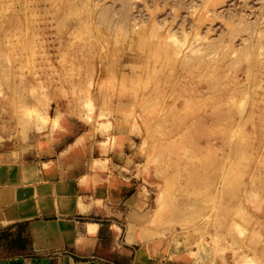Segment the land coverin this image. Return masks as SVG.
Instances as JSON below:
<instances>
[{
	"label": "rangeland",
	"instance_id": "374dc122",
	"mask_svg": "<svg viewBox=\"0 0 264 264\" xmlns=\"http://www.w3.org/2000/svg\"><path fill=\"white\" fill-rule=\"evenodd\" d=\"M0 111L122 149L150 234L264 264V0H0Z\"/></svg>",
	"mask_w": 264,
	"mask_h": 264
},
{
	"label": "crops",
	"instance_id": "0c3cea01",
	"mask_svg": "<svg viewBox=\"0 0 264 264\" xmlns=\"http://www.w3.org/2000/svg\"><path fill=\"white\" fill-rule=\"evenodd\" d=\"M6 124L0 111V264H233L150 234L153 201L122 149L61 130L22 144Z\"/></svg>",
	"mask_w": 264,
	"mask_h": 264
},
{
	"label": "bare ground",
	"instance_id": "6f19581e",
	"mask_svg": "<svg viewBox=\"0 0 264 264\" xmlns=\"http://www.w3.org/2000/svg\"><path fill=\"white\" fill-rule=\"evenodd\" d=\"M33 89V88H32ZM37 95L36 94V90H31V93H30V96H35ZM42 121H48V120H51L52 119V116L50 114H48L47 112H45L44 114H42V117H41ZM54 119V118H53ZM55 124V123H54ZM45 164V163H43ZM92 230V229H91ZM252 262V261H251ZM245 263V262H244ZM249 264V263H247Z\"/></svg>",
	"mask_w": 264,
	"mask_h": 264
}]
</instances>
